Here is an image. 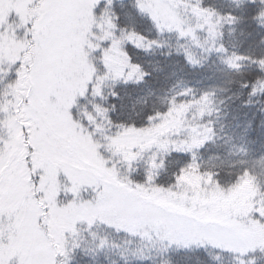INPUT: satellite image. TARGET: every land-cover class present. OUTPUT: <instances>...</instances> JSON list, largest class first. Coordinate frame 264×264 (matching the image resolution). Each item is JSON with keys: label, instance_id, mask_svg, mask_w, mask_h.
<instances>
[{"label": "snow or ice", "instance_id": "6c2138e0", "mask_svg": "<svg viewBox=\"0 0 264 264\" xmlns=\"http://www.w3.org/2000/svg\"><path fill=\"white\" fill-rule=\"evenodd\" d=\"M227 3L0 0V264H73L77 251L107 259L111 249L124 264L209 249L264 259V120L245 125L229 147L236 171L222 177L197 161L217 135L206 119L218 112L214 89L174 91L177 81L160 108L120 103L122 88L152 76L132 53L159 51L181 71L215 57L239 77L243 106L264 115V0ZM241 24L246 46L226 43L225 27L235 40Z\"/></svg>", "mask_w": 264, "mask_h": 264}, {"label": "trees", "instance_id": "16d2710c", "mask_svg": "<svg viewBox=\"0 0 264 264\" xmlns=\"http://www.w3.org/2000/svg\"><path fill=\"white\" fill-rule=\"evenodd\" d=\"M220 3H223L225 7L228 6L227 0H217V6ZM240 28H245L246 31L249 30L245 24L238 25L237 36L233 40L227 35V27H225V42L239 45L240 41H244V46H246L247 40H245V37L239 36ZM244 46H241L239 50L243 51ZM132 55L134 59L144 63L145 68L152 72V76L148 78L149 82L144 85L121 89L122 100L120 103L125 106V110L131 112L133 110L160 108L162 106L161 99L166 93L171 95L168 90L176 85L177 81H181V83L173 89L174 91L191 86L198 95L201 90L214 89L213 103L218 112H215L209 119L213 120L217 135L214 142L207 143L200 149L197 154V161L203 169L219 171L222 177H227L229 173L235 172L236 169L230 167V165L240 157L229 155V147L232 144L239 145V136L249 121H252L255 129L264 120V115L259 111L260 104L243 106L242 101L246 97L241 95L237 98V94L241 92V89L234 81L238 80L239 77L229 72L215 57L209 60L203 69L190 70L185 66L184 70L181 71L179 65L174 67L177 58H166L160 55L159 51L155 55L136 52H133ZM159 68L165 70L163 72L154 70ZM173 71H175V75H171ZM229 81L233 82L230 83ZM254 135H256V143L247 145L253 155L262 150L259 134L254 133ZM255 171L261 181H264V169L257 166ZM213 257V255L205 252L185 250L181 252L171 251L167 258L171 260L172 264H234L232 260L224 259L223 256L218 260L213 259ZM111 261H115L116 264H124L118 253L107 254L106 259L105 253H99L93 257L77 251L73 258V264H111ZM151 264H159V257L154 259ZM258 264H264V259H260Z\"/></svg>", "mask_w": 264, "mask_h": 264}, {"label": "rangeland", "instance_id": "374dc122", "mask_svg": "<svg viewBox=\"0 0 264 264\" xmlns=\"http://www.w3.org/2000/svg\"><path fill=\"white\" fill-rule=\"evenodd\" d=\"M209 118L210 117H206V119H209ZM85 235H87V234L85 233ZM111 239L115 240L117 243L121 242V237H118V236H113V237H111ZM110 253H117V251L115 249L108 250L107 254H110ZM207 253L210 255H213L214 257L219 255L220 259H221V256H223L224 259L232 260L234 262V264H238L237 260L233 257V255H231L229 253H218L217 250H215V249H209ZM152 256L155 259L158 258V255L155 252H152ZM224 256H226V257H224ZM244 259H246V258H244Z\"/></svg>", "mask_w": 264, "mask_h": 264}]
</instances>
